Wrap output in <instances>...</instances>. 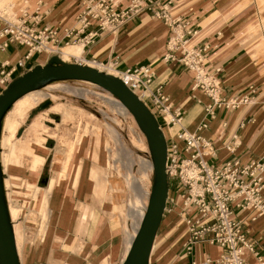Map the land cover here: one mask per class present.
<instances>
[{
	"label": "crops",
	"instance_id": "crops-1",
	"mask_svg": "<svg viewBox=\"0 0 264 264\" xmlns=\"http://www.w3.org/2000/svg\"><path fill=\"white\" fill-rule=\"evenodd\" d=\"M84 1L29 0V21L36 29L57 28L60 49L73 42L79 43L78 39L90 31H98L93 43H82L81 60L85 64L104 66L105 69V65L116 63L113 66L116 72L151 67L154 79L149 88L153 91L162 88L170 98L172 110L182 113L181 125L168 126L148 100L149 107L161 121L168 145L176 140L183 148L185 142L177 134L187 129L200 133L209 143L205 158L212 166L218 167L228 161H238L241 165L264 162V0H154V10L166 7L171 19L180 21L179 28L186 34L183 39V42L187 41L185 47L210 45L204 53L203 67L214 78L217 103L202 88L193 87L196 73L180 61L184 55L181 43V47L174 51L175 59L165 58L169 53L168 42L177 27L174 25L173 30L164 18L155 16L154 11H143L114 32L100 31L98 21L92 19L91 26L84 33L75 32L68 37L66 29L81 27L77 17ZM131 1L114 0L113 5L116 10H121ZM189 31L191 35H188ZM27 51V47L12 43L7 51H0V61L9 60L14 64ZM51 57L45 52L35 53L27 60L26 68L19 69L13 77L16 79L37 65H45ZM71 62L78 61L72 58ZM4 90L0 84V95ZM34 94H42L38 95L40 101L46 93L38 91L25 98ZM209 105H212L211 109H208ZM37 113L38 110H34L32 114ZM51 113L60 114L61 120L55 121L50 117ZM38 115L32 129L46 125L45 120L54 121L56 128L73 124L80 131L79 150L71 158L65 176L51 167L54 154L48 143L52 137L40 134L33 137L35 142L17 141L15 150L23 157L22 165L15 168L8 162L9 167L4 173L9 176L10 170L11 182L17 186L18 180L22 179L20 169L26 167L25 179L34 181L32 199L42 204L48 193L51 213L50 226L46 227L47 237L38 245H31L23 260L17 235L21 264H123L139 227L140 207L130 202L128 216L134 220L133 226L129 219L115 215L118 205L108 187L110 174L107 166L119 170L117 162L124 155L130 172L129 162H135L134 154L125 152L119 132L106 121L104 125L110 137L120 145L114 150L111 142L102 137L101 120L94 114L87 115L80 106L60 102L45 115ZM202 123H207L208 127L199 129ZM130 137L134 146H145L133 129ZM29 157L31 162L27 160ZM139 158L150 167V160ZM44 173L49 179L47 188L35 185ZM6 178L9 186L10 178ZM172 190L177 195V208L163 216L150 264H191L194 258L217 257L221 252L218 246L198 245L194 256L184 251L187 232L183 231L187 227L180 214V187L177 191ZM9 199L11 204L10 193ZM236 216L243 221L244 231L264 256V218L252 221L250 210L239 209ZM247 259L249 264H258L252 252L247 251Z\"/></svg>",
	"mask_w": 264,
	"mask_h": 264
},
{
	"label": "built area",
	"instance_id": "built-area-1",
	"mask_svg": "<svg viewBox=\"0 0 264 264\" xmlns=\"http://www.w3.org/2000/svg\"><path fill=\"white\" fill-rule=\"evenodd\" d=\"M113 2L114 0H85L77 17L81 27L66 29V35L71 37L75 32L84 33L91 26L92 19L98 21L100 31H118L127 21L143 11H154L155 16L164 18L173 30L174 25L177 27L168 42L169 53L165 58L175 59L174 51L181 47V43L184 55L180 61L196 72L193 87L202 88L216 103L218 102L214 78L205 72L203 67L204 53L210 49V45L185 47L187 41L183 42V39L186 34L179 28L180 21H173L166 7L154 10V0H132L121 10H116ZM28 3L29 0H24L17 9L14 6L0 8V51H7L12 43L28 49L26 55L14 64L9 60L0 61V84L5 88L13 81V76L19 69L26 68L27 60L35 53L59 55V30L49 26L36 29L31 25ZM191 34L189 31L188 35ZM97 35L98 31H90L78 39V42L83 45L91 44ZM114 64L116 63L105 66L113 68ZM117 76L147 105L148 100L152 101L157 113L168 126L181 125L182 113L172 110L169 96L163 93L162 88L155 91L149 88L154 79L151 67L129 68L119 72ZM211 108L212 105H209L208 109ZM207 127V123H202L199 129ZM177 137L183 140L185 145L181 148L176 140L168 145L166 171L170 188L164 214L177 208V195H174L172 189L177 191V187H180V214L183 215L188 230L184 251L194 256L196 247L201 244L218 246L221 249L217 257L209 255L203 259L194 258L191 264H249L247 251L256 256L258 264H264V256L244 231L243 221L236 216L239 209L250 210L252 221L264 218V162L254 161L241 165L238 161H228L215 167L205 158V149L209 147V143L200 133L182 129Z\"/></svg>",
	"mask_w": 264,
	"mask_h": 264
},
{
	"label": "rangeland",
	"instance_id": "rangeland-1",
	"mask_svg": "<svg viewBox=\"0 0 264 264\" xmlns=\"http://www.w3.org/2000/svg\"><path fill=\"white\" fill-rule=\"evenodd\" d=\"M14 2V7H16L17 9L20 7L21 3H24V0H14ZM75 57L80 58V56ZM72 58L69 59V61H66L71 62ZM81 59L83 58L81 57ZM101 68L103 69L104 66H101ZM110 71L117 73L112 68H110ZM13 79L15 78L13 77ZM63 83H65V85L63 86L44 88L43 91H45L46 93L43 94L44 98L40 101L38 98L37 101L30 102L32 107H29L31 106L29 104L27 106L29 108L23 111H19L18 105L15 104L9 111V114L12 117L11 122L14 126H16L18 120H20V124L17 128L15 136L12 140L10 138L9 141L10 143H12V146L10 145V143H8L6 146L2 147V151L7 154L10 166L19 168L23 162V157L18 155L15 150L17 141L26 140L29 142H35V139L33 137H35L36 135L39 136L41 134L42 137L48 135V137L53 138V140L48 143V146L52 148V152L54 154L51 167L53 170L60 172L62 175L66 176L69 170L71 158L79 150L78 138L80 137V131L76 129L73 124L65 125L63 127L59 126L58 128H56L54 121L47 120H45L46 125L44 126H36L38 127L37 129H32L31 127L36 120V115H45V113L54 104L62 102L80 106L87 111V115L90 116L94 114L101 120L100 122L103 124V128L100 132L102 133L103 139L109 140L113 149L118 150L120 145L117 141H114L110 137L104 124L107 121L114 125V127L120 134L122 144L125 147V152L133 153L136 158L133 164H130L131 162H129L130 172L127 169L124 155L120 156L121 159L119 162H117V164L119 165V170H117L114 166H107V171L110 174L108 187L110 193L112 194L113 200L115 201V204L118 205V209L115 210V215L117 214L123 219H129L130 223H132L133 226L134 220L130 216H128L130 202H133V206L140 207V227L141 221L146 211V207L149 203L151 192L153 190L155 177L154 168L151 164V151L146 135L138 125L134 115L119 102L120 100L118 98L113 96L105 89L94 86L89 82L86 83L84 81L69 80L64 81ZM38 95L42 96V94H34V96ZM46 100L51 101L52 104L48 108L40 110L37 106H39ZM34 110H38V113L36 115L32 114ZM29 112H32L31 115H29ZM50 117H52L55 121L61 120V115L58 113H51ZM22 126H24V129L19 135L18 131ZM132 129L136 133V136H138L140 143L141 141H143L145 145L143 148H139L133 145L130 137ZM135 142L137 143V141ZM139 156H142L146 160H150L149 168L146 164H143V162H141L140 158L138 159ZM27 160L31 162L32 159L29 157ZM114 163L115 162L112 161V165H114ZM8 167L9 165L7 166V169ZM25 169L26 167H22L20 169L22 179L18 180L17 186L13 184V181L11 182L12 172L8 170L9 176L8 174H5V176L10 178L7 191H9V193L11 194L13 223L15 224L16 234L18 235L19 239L22 260L24 259L25 253L31 245H38L45 239V237H47L48 231L46 230V227L48 224L50 226L51 217L48 204V193L45 196V201H43L42 204H39L38 201L32 199L31 195L33 191L32 186L34 185V181L32 179H25ZM46 176L47 178L45 179L44 186H42L40 182H38V179L35 182V185L42 188H47L48 185L46 186V184L48 183V175L46 174ZM169 182L170 181L168 177V189L170 188ZM187 231V229H184L183 232ZM135 235L136 232L134 236Z\"/></svg>",
	"mask_w": 264,
	"mask_h": 264
},
{
	"label": "water",
	"instance_id": "water-1",
	"mask_svg": "<svg viewBox=\"0 0 264 264\" xmlns=\"http://www.w3.org/2000/svg\"><path fill=\"white\" fill-rule=\"evenodd\" d=\"M48 69H52L54 73L52 75L41 74L32 80H24L31 74L38 71L45 72ZM69 80L88 81L111 92L129 109L137 119L142 131L147 135L153 155L155 183L141 226L123 264H150L168 197V174L166 171L168 144L165 133L150 107L120 77L89 64L65 62L59 55H53L46 65H37L14 79L10 88L5 89L4 94L0 95V264H21L5 187V173L1 164L3 120L15 102L25 94L44 88L56 81ZM8 92H10L9 95H6Z\"/></svg>",
	"mask_w": 264,
	"mask_h": 264
},
{
	"label": "bare ground",
	"instance_id": "bare-ground-1",
	"mask_svg": "<svg viewBox=\"0 0 264 264\" xmlns=\"http://www.w3.org/2000/svg\"><path fill=\"white\" fill-rule=\"evenodd\" d=\"M14 4H15V2H14V0H0V8H10V7H12V6H14ZM59 53H61V56H62V58H61V56H60V58L63 60V61H65V62H67L66 60H69V59H71L72 57H75V56H80V58H78V57H75V58H78L79 59V61L81 60V53L83 52V45H82V43H75V44H71V45H68V46H66V47H64L62 50L61 49H59V51H58ZM81 61H83V60H81ZM84 62V61H83ZM86 62V61H85ZM69 63H76V62H69ZM79 63V62H78ZM47 64V63H46ZM45 64V65H46ZM102 64V63H101ZM89 65H91V64H89ZM92 66H94V65H92ZM94 67H97V66H94ZM97 68H99V69H101L102 71H105V72H108V73H110V74H113V75H119V72H117V73H114V72H111L110 70H108L109 68H111V67H107V66H105V69H102V68H100V67H97ZM112 69H114V68H112ZM115 70V69H114ZM205 72H206V70H204ZM54 72H53V70L52 69H48V71H45V72H40V71H38V72H36V73H34V74H31V75H29V76H27L24 80H26V79H34V78H37V77H39L41 74H48V75H52ZM196 73V72H195ZM76 81H82V80H76ZM21 82V81H20ZM64 81H56V82H53V83H51V84H49V85H47L46 87H44V88H49V87H54V86H63V85H65V83H63ZM84 82H88V81H84ZM14 83V80L11 82V84L10 85H8L5 89L6 90H8L9 88H10V86L12 85ZM89 83H91V82H89ZM92 85H94V86H97V87H100V86H98V85H96V84H94V83H92ZM44 88H41V89H37V90H33V91H31V92H29V93H27V94H25L24 96H22L20 99H18L16 102H15V104H18L19 103V101H21L23 98H25L27 95H30L31 93H34V92H38V91H43V89ZM101 88V87H100ZM103 89V88H102ZM107 91V90H106ZM45 92V91H44ZM109 92V91H108ZM9 93L10 92H8L6 95H9ZM109 93H111V92H109ZM2 94H4L3 92L1 93V95ZM112 94V93H111ZM113 95V94H112ZM113 96H115V95H113ZM217 96H218V94H217ZM116 97V96H115ZM39 97L38 96H34V95H32L31 97H29V98H27V99H25V100H22V102H20L19 104H18V109H19V111H22L24 108H26L29 104H30V102H33V101H37V99H38ZM117 98V97H116ZM119 99V98H118ZM120 100V99H119ZM118 100V101H119ZM123 106H125L123 103H122V101L120 100L119 101ZM14 104V105H15ZM13 105V106H14ZM31 105V104H30ZM126 107V106H125ZM13 108V107H12ZM11 108V109H12ZM127 108V107H126ZM128 109V108H127ZM129 110V109H128ZM10 112H8L7 113V115L5 116V118H4V120H3V124H2V136H1V164H2V167L4 168L3 169V171L4 170H6V167H7V165H8V158H7V154L4 152V151H2V147L3 146H6L8 143H10L9 141H10V138L14 135V133H15V131H16V128H17V126H18V122H17V125L16 126H14L13 124H12V122H11V120H12V117L10 116V114H9ZM136 119V118H135ZM136 121H137V119H136ZM137 123H138V121H137ZM138 125H139V123H138ZM140 126V125H139ZM141 128V127H140ZM145 134V133H144ZM146 135V134H145ZM146 138H147V135H146ZM147 141H148V138H147ZM10 145H11V143H10ZM148 145H149V148H150V143H149V141H148ZM150 151H151V148H150ZM151 156L153 157V155H152V151H151ZM151 164H152V166H153V163H152V161H151ZM154 173H155V171H154ZM154 183H155V177H154ZM5 187L6 188H8V186H7V178L5 179ZM153 187H154V184H153ZM6 191H7V189H6ZM7 197H8V202H9V209H10V213H11V217H12V220H13V213H12V208H11V204H10V199H9V191H7ZM150 197H151V195H150ZM149 200H150V198H149ZM149 204V203H148ZM148 206V205H147ZM146 209H147V207H146ZM145 213H146V211H145ZM145 215V214H144ZM144 217V216H143ZM143 220V219H142ZM141 223H142V221H141ZM141 226V225H140ZM140 228V227H139ZM138 231V230H137ZM137 231H136V234H137ZM15 235H16V242H17V234H16V229H15ZM135 237V236H134ZM133 240H134V238H133ZM133 240H132V242H133ZM132 244V243H131ZM17 248H18V252H19V247H18V242H17ZM19 255H20V252H19ZM21 257V256H20Z\"/></svg>",
	"mask_w": 264,
	"mask_h": 264
},
{
	"label": "trees",
	"instance_id": "trees-1",
	"mask_svg": "<svg viewBox=\"0 0 264 264\" xmlns=\"http://www.w3.org/2000/svg\"><path fill=\"white\" fill-rule=\"evenodd\" d=\"M51 104H52L51 101L46 100V101L42 102V103H41L39 106H37V107H38L40 110H44V109L48 108ZM37 107H36V108H37ZM56 118H58V117H56ZM159 123L161 124V121H160V120H159ZM23 129H24V126L20 127V129H19V131H18V134H19V135L21 134V132L23 131ZM46 178H47L46 173H44L43 176L41 177V180H40V184H41L42 186H44V183H45V179H46Z\"/></svg>",
	"mask_w": 264,
	"mask_h": 264
}]
</instances>
